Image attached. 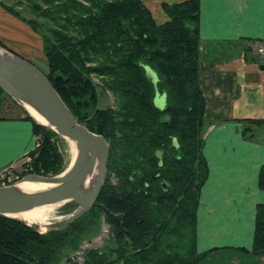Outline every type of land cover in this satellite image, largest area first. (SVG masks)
Returning <instances> with one entry per match:
<instances>
[{
	"label": "trees",
	"instance_id": "obj_1",
	"mask_svg": "<svg viewBox=\"0 0 264 264\" xmlns=\"http://www.w3.org/2000/svg\"><path fill=\"white\" fill-rule=\"evenodd\" d=\"M0 7L41 38L44 73L77 121L110 145L95 206L66 230L40 234L0 215V264H200L206 254L197 250V214L209 178L210 125L200 79V0L163 3L167 21L161 24L141 0H0ZM257 43L264 42L243 45L245 55ZM0 46L7 48L1 40ZM146 68L158 75L157 85ZM101 93L112 94L115 104L100 107ZM157 94L166 96L163 109ZM5 97L33 124L38 146L29 153L28 175L62 174L67 159L59 143L65 139L1 88L0 116ZM240 122L245 139L264 126L262 119ZM258 185L264 190V166ZM64 209L71 215L78 206ZM103 224L109 228L103 247L74 259ZM251 254L264 256V203L256 208Z\"/></svg>",
	"mask_w": 264,
	"mask_h": 264
},
{
	"label": "crops",
	"instance_id": "obj_2",
	"mask_svg": "<svg viewBox=\"0 0 264 264\" xmlns=\"http://www.w3.org/2000/svg\"><path fill=\"white\" fill-rule=\"evenodd\" d=\"M141 1L156 21L166 22L162 4L186 0ZM200 3V37L205 51L200 79L205 118L210 123L204 146L209 178L197 214V250L206 254L200 264H264V256L251 254L256 208L264 203V190L258 185L264 166V133L256 132L254 139H245V125L240 122L264 120V78L255 79L234 65L230 50L236 46L242 49L252 40L264 42V0ZM14 26L18 27L19 21L4 16L0 9V40L7 42ZM207 52L211 56L206 57ZM261 70L264 72V64ZM35 145L32 122L23 116H6V112L0 116V171L20 163Z\"/></svg>",
	"mask_w": 264,
	"mask_h": 264
},
{
	"label": "water",
	"instance_id": "obj_3",
	"mask_svg": "<svg viewBox=\"0 0 264 264\" xmlns=\"http://www.w3.org/2000/svg\"><path fill=\"white\" fill-rule=\"evenodd\" d=\"M146 73L150 82L157 85L154 71L146 68ZM0 88L24 110L21 102H26L51 127L41 125L48 127L63 139L75 142L77 147L74 163L62 174L54 177L31 174L16 184L1 186L0 215L15 219L40 234L64 231L95 206L106 180L110 145L103 136L92 133L77 121L42 70L1 46ZM159 100L161 104L158 106L163 109L166 99L163 96ZM94 172L96 174L93 186L85 189L87 180ZM23 182L47 184L50 188L39 192H23L18 189V185ZM68 203H75L78 209L66 220L50 224L45 231H41L37 224H29L16 217L37 208Z\"/></svg>",
	"mask_w": 264,
	"mask_h": 264
},
{
	"label": "rangeland",
	"instance_id": "obj_4",
	"mask_svg": "<svg viewBox=\"0 0 264 264\" xmlns=\"http://www.w3.org/2000/svg\"><path fill=\"white\" fill-rule=\"evenodd\" d=\"M0 9L3 11V15L7 16H11L8 12H6L4 9H2L0 7ZM27 16H30V14H28ZM13 18V16H12ZM16 19V18H14ZM18 19H16L17 21ZM19 21V20H18ZM159 24L164 23V22H160L157 21ZM17 25V24H16ZM15 30L13 33H8L11 37L7 42H2L7 46V48H4L7 51H11L14 54H17L18 56H21L23 58H25L26 60L30 61L31 63H33L35 66H37L40 70H42L43 72L47 73L48 72V65H47V60L45 58V55L43 53V49H42V44L40 43L41 38L36 35L33 34L32 31L29 29V27H27L24 23H22L21 21H19V26L13 27ZM2 29V28H1ZM2 31V30H1ZM4 32V29L2 31ZM40 39V40H39ZM256 45H260L259 43H257ZM255 46V45H254ZM254 48V47H253ZM11 49V50H9ZM230 50H232L231 52H234V57H232V63L236 66H240L243 70L248 71L250 74H252L255 79L260 78L261 80L264 78V72L261 70V65L264 64V57L261 58L258 56V49L256 50H251L249 51L248 55H245L244 51L236 46L233 47V49L230 48ZM155 73V72H154ZM156 74V73H155ZM157 77V81H159L158 75L156 74ZM95 79V78H94ZM96 82L97 79H95ZM160 94H157L156 99H155V103L158 106L160 103ZM166 99V96H164ZM166 101V100H165ZM115 104V98L112 94H103L101 93V98H100V103L99 106L100 107H107V106H113ZM4 111L6 112V116L9 117H19V116H23L24 113L22 111V109L18 108V106H16L14 104V102L5 97V102H4ZM159 107V106H158ZM35 120V119H34ZM37 122V121H36ZM38 123V122H37ZM256 132H263L264 133V127L260 128V127H256L255 128ZM59 150L61 152V154L63 153L64 156L67 159V168L66 170H68L69 166L72 163V149L70 147V144L68 142H66V140L64 141H60L59 143ZM37 148V142L35 145L34 150ZM32 163V159L31 157H27L26 159L22 160L19 164V169L21 171L20 173V177L19 180L16 183L22 181L26 176H28V173L31 171V169L27 168L26 169V164L29 165ZM24 168L26 170H24ZM25 171V173L23 174V172ZM26 175V176H23ZM35 175V174H33ZM14 184V183H13ZM65 205H56L54 211L51 214V217L47 220V224H57L60 223L64 220H66L70 215L69 214H65ZM108 232H109V228L103 224L101 225V235L100 237V241H98L99 237L97 239H93L92 242H88V240L83 244L84 245H89L87 247V250H89L92 247H103L104 242L106 241L107 237H108ZM79 253V251H77L74 255V259L78 258L77 254ZM83 259V257H82Z\"/></svg>",
	"mask_w": 264,
	"mask_h": 264
},
{
	"label": "bare ground",
	"instance_id": "obj_5",
	"mask_svg": "<svg viewBox=\"0 0 264 264\" xmlns=\"http://www.w3.org/2000/svg\"><path fill=\"white\" fill-rule=\"evenodd\" d=\"M25 110L39 123L46 125L48 127H51V125L44 119L42 118L32 107H30L26 102L22 101L21 102ZM70 144V147L72 149V163L69 166L68 170L72 166V164L75 161V158L77 156V147L75 142L71 140H66ZM96 172L90 178L87 180L85 184V189H90L93 186V181L95 177ZM50 188V185L47 184H40V183H31V182H23L18 185V189L23 192H39V191H44ZM55 205L51 206H45L41 208H37L34 210H31L29 212H26L24 214L18 215L19 219H22L29 224H37L40 227L41 231H45L46 228L49 226L47 223V220L51 217L52 212L55 209Z\"/></svg>",
	"mask_w": 264,
	"mask_h": 264
},
{
	"label": "built area",
	"instance_id": "obj_6",
	"mask_svg": "<svg viewBox=\"0 0 264 264\" xmlns=\"http://www.w3.org/2000/svg\"><path fill=\"white\" fill-rule=\"evenodd\" d=\"M260 45H255L254 50L257 51L258 49V56L263 58L264 57V43H259ZM35 141L37 142V139L35 138ZM38 146V143H37ZM27 157L30 158L29 155ZM26 157V158H27ZM25 158V159H26ZM19 164H14L6 167L4 170L0 171V187L1 186H9L12 185L13 183L17 182L19 180V175L21 173L19 169ZM100 241V237L98 239ZM93 243V242H92ZM89 245H84L81 249V251L77 254L78 258H76L77 261H82V256L84 252L87 250V247Z\"/></svg>",
	"mask_w": 264,
	"mask_h": 264
}]
</instances>
